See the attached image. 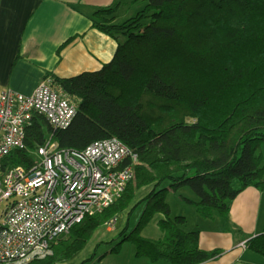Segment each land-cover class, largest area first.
Listing matches in <instances>:
<instances>
[{"label": "trees", "instance_id": "obj_1", "mask_svg": "<svg viewBox=\"0 0 264 264\" xmlns=\"http://www.w3.org/2000/svg\"><path fill=\"white\" fill-rule=\"evenodd\" d=\"M146 2L121 24L117 7L94 14L93 27L118 42L114 58L99 71L56 78L77 99L76 119L56 130L36 118L27 149L13 156V162L34 164L30 150L49 134L60 148L75 151L117 138L139 156L124 194L34 264L72 262L99 229L125 214L111 253L130 242L138 258L154 264H202L221 252L201 249L200 233L184 230L187 219L172 216L168 196L189 188L197 201H184L212 219L216 213L228 217L246 189L264 191V0ZM158 214L163 238H144ZM247 243L264 256V232Z\"/></svg>", "mask_w": 264, "mask_h": 264}, {"label": "built area", "instance_id": "obj_2", "mask_svg": "<svg viewBox=\"0 0 264 264\" xmlns=\"http://www.w3.org/2000/svg\"><path fill=\"white\" fill-rule=\"evenodd\" d=\"M77 114V99L51 81L41 82L31 95L12 90L0 94V208L5 204L0 211V264L48 259L57 242L86 217L113 205L134 178L139 156L117 138L75 151L60 148L49 134L30 150L34 164L13 162L17 152L27 149V131L36 118L65 130ZM241 247L247 249V242Z\"/></svg>", "mask_w": 264, "mask_h": 264}, {"label": "crops", "instance_id": "obj_3", "mask_svg": "<svg viewBox=\"0 0 264 264\" xmlns=\"http://www.w3.org/2000/svg\"><path fill=\"white\" fill-rule=\"evenodd\" d=\"M119 4L128 5L127 0H0V94L12 90L31 95L44 81H51L59 89L56 78L101 70L114 58L118 42L94 28L92 20L99 10ZM183 190L179 192L182 200L197 201L194 194L183 195ZM177 200L173 194L168 196L172 216H184V230L200 233L201 249L221 252L202 264H264L263 255L241 247L264 232V191L246 189L233 202L226 218L216 213L212 219H205L193 205L184 202L188 205L185 208ZM123 218L119 233L127 224V215ZM162 219V215H156L142 236L161 240ZM101 229L105 231L106 227ZM136 262L154 264L147 258L137 257Z\"/></svg>", "mask_w": 264, "mask_h": 264}, {"label": "rangeland", "instance_id": "obj_4", "mask_svg": "<svg viewBox=\"0 0 264 264\" xmlns=\"http://www.w3.org/2000/svg\"><path fill=\"white\" fill-rule=\"evenodd\" d=\"M146 3H147L146 0H129V1L127 0V4H128L127 6L126 5L122 6L120 4L116 5V7L118 6V10H117L118 13H116V16H118V18L117 20H115V22L117 24H121L126 20L134 17L139 10L143 9L146 6ZM181 193L186 197H188V195L193 194L189 188H185ZM173 195H175L176 198L178 199L176 202H183L182 204H185L184 206H186L185 208H187L188 205L184 203L185 202L184 199L182 200L180 198V193H176ZM4 208H5V204L1 206L0 211H2ZM138 217H139V213L134 214L131 217L129 221V232L135 229L139 219ZM123 219H124L123 217H120V219L117 222L116 228L112 227L109 224L106 226L105 231L104 229L98 230V232L93 237L86 250L75 260L67 264H137L136 248L130 242H124L121 248L119 249L118 253L110 252L114 247V245L120 242V239L117 241L115 240L118 237L119 230H121L123 226L124 223ZM1 223L2 220L0 219V224ZM111 241H115V243L112 245L110 244Z\"/></svg>", "mask_w": 264, "mask_h": 264}]
</instances>
